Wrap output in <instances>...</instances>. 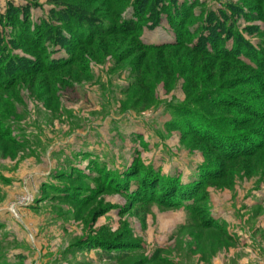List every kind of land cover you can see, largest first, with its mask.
<instances>
[{
  "label": "rangeland",
  "instance_id": "rangeland-1",
  "mask_svg": "<svg viewBox=\"0 0 264 264\" xmlns=\"http://www.w3.org/2000/svg\"><path fill=\"white\" fill-rule=\"evenodd\" d=\"M0 264H264V0H0Z\"/></svg>",
  "mask_w": 264,
  "mask_h": 264
},
{
  "label": "trees",
  "instance_id": "trees-1",
  "mask_svg": "<svg viewBox=\"0 0 264 264\" xmlns=\"http://www.w3.org/2000/svg\"><path fill=\"white\" fill-rule=\"evenodd\" d=\"M139 7H135V9H136V11H137V15H138V13L141 11V8H139ZM137 15H136V17H134V18H132V19H130V20H121L120 19V26H122V27H128L129 29H131V31L132 32H134V34L136 33V32H140V30H141V28H140V26H138V25H136V24H139L140 23V20L138 19V17H137ZM140 15V14H139ZM138 15V16H139ZM179 16V15H178ZM181 16H182V14H181ZM180 21H182L181 20V18H180V16L178 17V18H176V20H175V22L176 23H180ZM206 21V20H205ZM187 24V22L185 23V25ZM212 26H210L211 28L208 30V28L206 29V27H205V29L206 30H208V31H212V33H214V32H216L215 34H218V33H220L218 30H216L215 28L214 29H212L214 26H218V25H220V23H219V21H215V20H213V22L212 23H210ZM185 25L183 26V27H185ZM191 28V29H190ZM194 28V27H193ZM191 26L189 27V28H186V29H183L182 30V36L183 37H185V36H187V35H191V34H193L195 31H194V29H193ZM121 29H123V28H121ZM182 29V28H181ZM200 28H198V30H199ZM196 31H197V29H196ZM184 34V35H183ZM208 35H204V36H201V37H199L200 39L199 40H201L202 41V39L203 40H206V39H208V38H204V37H207ZM179 44H177V43H175V44H163V45H148V44H144V43H142L141 41H139V48H140V51H143L144 53H146V54H148V53H151V52H158V53H161V54H164V53H166V51L168 50V49H170V48H173V47H177ZM189 51V53H193V49L192 50H188ZM219 54H223V53H219ZM209 56V55H208ZM213 56H215V54L214 55H211V57H213ZM201 112H200V110L198 111V114H200ZM202 115V114H201Z\"/></svg>",
  "mask_w": 264,
  "mask_h": 264
}]
</instances>
